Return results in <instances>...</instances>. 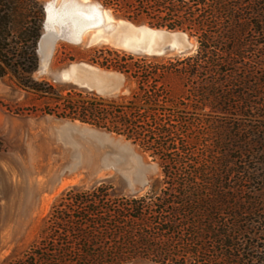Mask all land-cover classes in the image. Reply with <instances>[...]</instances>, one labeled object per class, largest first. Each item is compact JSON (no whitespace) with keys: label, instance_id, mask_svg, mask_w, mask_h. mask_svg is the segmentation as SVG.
Masks as SVG:
<instances>
[{"label":"trees","instance_id":"16d2710c","mask_svg":"<svg viewBox=\"0 0 264 264\" xmlns=\"http://www.w3.org/2000/svg\"><path fill=\"white\" fill-rule=\"evenodd\" d=\"M121 17L179 29L194 51L157 57L101 47L129 95L62 93L33 78L40 0H0V76L46 95L47 112L124 136L162 176L143 193L64 189L38 238L3 264H264V0H100Z\"/></svg>","mask_w":264,"mask_h":264},{"label":"rangeland","instance_id":"374dc122","mask_svg":"<svg viewBox=\"0 0 264 264\" xmlns=\"http://www.w3.org/2000/svg\"><path fill=\"white\" fill-rule=\"evenodd\" d=\"M103 6L112 20L102 13L104 22L86 29L82 41L60 39L46 68L37 67L33 78L62 93L85 89L117 99L129 95L134 83L124 73L92 62L96 49L168 57L196 48L195 38L183 30L134 22ZM49 101L15 75L0 76V264L20 256L38 238L45 215L64 189L103 182L116 195H128L145 192L162 176L158 161L137 144L78 119L50 114Z\"/></svg>","mask_w":264,"mask_h":264},{"label":"bare ground","instance_id":"6f19581e","mask_svg":"<svg viewBox=\"0 0 264 264\" xmlns=\"http://www.w3.org/2000/svg\"><path fill=\"white\" fill-rule=\"evenodd\" d=\"M47 11L49 24L59 28L64 26L71 37H75L85 28L102 24V13H105L107 21L112 20L107 10L99 8L96 2L90 0H61L58 5H48ZM96 31L98 34L100 29Z\"/></svg>","mask_w":264,"mask_h":264},{"label":"water","instance_id":"95a60500","mask_svg":"<svg viewBox=\"0 0 264 264\" xmlns=\"http://www.w3.org/2000/svg\"><path fill=\"white\" fill-rule=\"evenodd\" d=\"M90 1L96 2L99 8H104L103 4L100 1L98 0H90ZM50 4L56 5L55 0H45L43 2L44 14L42 20V32L40 34L37 44V53L39 56V66H38L39 71H43L50 62L54 54L56 44L60 39H65L73 42H80L83 40L82 33L86 30L85 28L81 30L75 37H71L70 35H68V32L64 26H61V28H59L57 25L51 26L49 24L48 11H47V6ZM92 27H96V26H92Z\"/></svg>","mask_w":264,"mask_h":264}]
</instances>
